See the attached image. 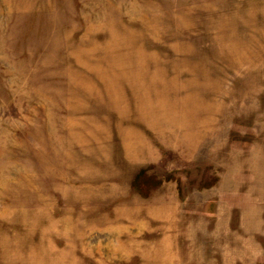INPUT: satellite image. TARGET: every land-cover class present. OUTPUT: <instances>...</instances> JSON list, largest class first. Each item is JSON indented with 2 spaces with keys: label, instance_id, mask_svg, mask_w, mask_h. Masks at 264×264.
I'll use <instances>...</instances> for the list:
<instances>
[{
  "label": "rangeland",
  "instance_id": "374dc122",
  "mask_svg": "<svg viewBox=\"0 0 264 264\" xmlns=\"http://www.w3.org/2000/svg\"><path fill=\"white\" fill-rule=\"evenodd\" d=\"M0 264H264V0H0Z\"/></svg>",
  "mask_w": 264,
  "mask_h": 264
}]
</instances>
